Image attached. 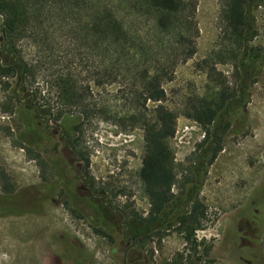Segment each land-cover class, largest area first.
Masks as SVG:
<instances>
[{
    "label": "rangeland",
    "instance_id": "374dc122",
    "mask_svg": "<svg viewBox=\"0 0 264 264\" xmlns=\"http://www.w3.org/2000/svg\"><path fill=\"white\" fill-rule=\"evenodd\" d=\"M225 5L226 0H197L193 18L189 20L193 29L187 34L194 54L185 61L180 56L183 47H175L172 35H158L152 18L131 20L133 31H137L147 45L146 65L153 66L160 60L172 72L170 79L162 81L165 100L161 104L177 115L174 136L170 140L177 180L190 171L195 172L198 154L202 152L198 145L204 139V132L182 115V105L185 98L202 96L213 85L204 62L215 68L229 86L239 89L235 62L226 53L229 42L225 39L223 21ZM252 15L255 34L249 46L264 52V3L254 6ZM53 16L59 23L61 18L54 13ZM74 23L76 21L68 19L69 27L64 23L53 28L41 27L40 31H47L49 41L53 42L52 50L43 51L41 44L31 39L17 43L22 58L38 68L34 81L27 84L22 85L17 75L1 78L0 176L9 175L17 187L26 190L37 183L38 177L53 180L52 176L59 173L54 171V166L58 165L54 162L75 158L74 154L64 151L65 132L53 117L57 111L69 108L57 99L51 76L68 72L87 88L85 103H95L112 115L93 117L83 124L80 148L88 156V163L82 174L92 180L98 190H104L113 208L123 213L134 210L145 217L149 204L138 179L143 157V129L129 119L132 114L148 116L157 104L147 101L137 109L132 100L134 91L141 93L135 84H139L137 77L144 66L139 54L144 52L137 49L132 68L123 67L116 79L110 83L99 82L104 70L103 53L72 33ZM142 100L141 97V103ZM30 105L31 114L24 115V109ZM41 107L50 109V127L42 117L40 122L47 129L43 135L35 136L40 141L35 146L33 137L25 129V121ZM243 109L236 110L234 115L235 118L245 115L244 130L223 139L220 152L206 167L202 179L198 198L206 208V218L199 232L201 241L196 255L171 228L162 231L161 238L152 235L137 247L138 254L147 256L151 264H264V197L260 194L264 187V73L251 81ZM79 113L77 108L67 114L75 117ZM71 130L72 125H69L66 132ZM73 165L83 166L81 162ZM119 191L122 193L113 195ZM173 192H178V183ZM249 202H258L263 214L258 229L252 225L250 230L245 221L241 223V213L243 210L246 213ZM11 205L26 210L41 207L30 199L14 200ZM242 226L240 245L238 236ZM0 237V264H46L50 259V263L55 264L52 259L65 254H70V264H117L110 256L111 241L97 234L81 215L63 206L45 204L38 215L24 216L17 223L13 219L0 221ZM67 244L71 245V250L65 253Z\"/></svg>",
    "mask_w": 264,
    "mask_h": 264
},
{
    "label": "trees",
    "instance_id": "16d2710c",
    "mask_svg": "<svg viewBox=\"0 0 264 264\" xmlns=\"http://www.w3.org/2000/svg\"><path fill=\"white\" fill-rule=\"evenodd\" d=\"M196 3L197 0H0V82L1 78L13 75L18 76L22 85L34 81L38 66L27 63L22 58L17 51V43L31 39L35 40L36 44H41L43 51L52 50L53 42L49 41L47 31H40L41 27L53 28L57 24L59 26L66 24L69 27L68 19L76 21L73 34L79 36L83 42L98 47L103 53L104 70L99 82L110 83L118 77L119 70L123 67L132 68L131 63L136 58L135 51L140 49L144 52L146 49L147 45L140 39V34L132 29L133 18L139 19L144 16L152 18L158 35H172L175 47H183L180 56L185 61L194 54L193 43L187 34L193 29L189 20L193 18ZM262 3L264 0H226L223 9L225 39L229 42L226 53L228 52V56L235 62L239 88L243 87L241 81L245 77L244 74L241 75L242 64L250 67L255 73L252 76L253 80L262 68L264 73V52L256 51L249 46L255 34L252 8ZM53 13L61 18L59 23L55 21ZM139 55L144 66L137 77L139 84L135 85L140 87L141 93L134 91L131 94L132 100L135 101L137 109L140 105L144 106L147 101L157 103L148 116L132 114L129 118L143 129V157L138 179L149 209L145 217L138 215L134 210L124 213L125 225L129 226L130 230L131 226L138 230L139 235L136 237L138 248L144 239L151 238L152 235L161 238L162 231L173 228L196 255L201 241L196 238V232L203 229L206 218V208L198 196L206 167L212 163L217 151L212 148L210 140L212 125L215 122L219 125L222 119H226L231 111L230 107L234 105L233 100L238 97V89L237 86H229L215 68H210V65L204 62L208 67L209 81L213 85L202 96L193 95L185 98L182 105V115L198 124L204 132V139L198 145L202 152L198 154L195 172L190 171L188 175H182L177 180L174 156L170 147L177 115L161 104L165 100L162 81L170 79L172 72L160 60L153 66H147L145 52ZM51 77L52 85L57 91V99L65 108H69L68 111H57L53 114L54 120L61 123L65 136H68L67 142L72 146V154L80 155L79 157L88 163V156L80 148L83 124L93 117L112 115L109 110L95 103H85L87 88L84 89L77 83L70 73L61 71ZM246 81L247 79L244 83ZM141 97L143 103L140 102ZM245 105L246 100L239 107ZM77 108L80 109V113L72 117V112ZM40 109L34 110L33 117L30 116L25 121V129L33 137L35 146L40 143L35 136L43 135L47 129L43 127L40 119L43 117L48 121L51 117L49 108ZM30 110L31 105L24 109V115H30ZM69 112L71 114L68 115ZM34 118L39 121H35ZM69 125H72V130L67 133ZM223 133L222 130L220 136ZM204 161L206 165L202 167ZM198 167L203 168L201 174L196 172ZM177 183L178 192L174 193L173 187ZM121 193L122 191H119L113 195ZM95 231L103 237L109 235L103 227Z\"/></svg>",
    "mask_w": 264,
    "mask_h": 264
},
{
    "label": "flooded vegetation",
    "instance_id": "af4514ba",
    "mask_svg": "<svg viewBox=\"0 0 264 264\" xmlns=\"http://www.w3.org/2000/svg\"><path fill=\"white\" fill-rule=\"evenodd\" d=\"M242 68L241 75H245L241 84L245 88L238 89V97L235 98L234 105L231 106V111L226 117L222 119L221 124L217 125L218 122H215L212 125L211 133V143L212 148L217 149L215 151V156L221 150V142L224 138L230 135H238L244 130L246 123L245 115H242L239 118H235L234 112L236 110H244V107H239L242 105L244 100H246L249 93V85L251 83L252 76L255 74L250 67L245 66ZM263 71H259L256 77H258ZM254 77V78H256ZM244 83V80H246ZM241 104V105H240ZM233 109V110H232ZM229 123V125H226ZM50 122L48 121L46 126L50 127ZM224 131L223 135L220 136V133ZM68 136H64L62 143L64 151H69L72 153V146L68 140ZM80 155L75 156L72 160L65 161L64 159L54 162L58 165L55 167V173H59L52 176L54 179L48 180L46 176L37 178V183L29 186L26 190H21L17 187L14 180L9 175L0 176V221L15 220L19 222L23 219L24 216H34L38 215L40 209L43 208L45 204H51L53 206H63L67 208L70 212L81 215L86 219L90 226L95 229L104 228L109 232L108 240L111 241L110 247V256L115 260L117 264H151L147 256L138 254L136 247V237L139 235L137 229L131 226L126 227V217L119 208H113L111 204V199L107 196L103 189L98 190L95 187V184L92 180H87V177L82 173L84 167H86V161L79 157ZM74 162H81L82 167H76L73 165ZM206 162L204 161L201 166L204 167ZM202 167L196 169L197 174L202 173ZM202 168V169H201ZM196 174V175H197ZM260 194L264 197V187ZM260 195V196H261ZM30 199L35 204H41V207L33 210L18 209L14 205H11V201ZM257 203L249 202L246 213H241V223L245 221L249 225L250 230H252V225L258 229V226L262 224L261 218L263 214L259 210ZM264 211V210H263ZM101 215V216H100ZM100 216L101 220L99 221L98 217ZM103 219V220H102ZM255 219V222L253 221ZM13 225V224H12ZM240 234L238 236L239 243L241 245V240L243 237V226L239 229ZM119 234V235H118ZM241 235V236H240ZM120 238V240H119ZM1 239V237H0ZM65 253L70 252L71 245L67 244L64 248ZM55 264H70V254H65L64 257H54ZM245 262H248L246 258L242 259ZM51 259L46 264L50 263ZM80 264H85L80 262Z\"/></svg>",
    "mask_w": 264,
    "mask_h": 264
},
{
    "label": "built area",
    "instance_id": "2783aa9c",
    "mask_svg": "<svg viewBox=\"0 0 264 264\" xmlns=\"http://www.w3.org/2000/svg\"><path fill=\"white\" fill-rule=\"evenodd\" d=\"M200 231H202V230H200ZM200 231H197V232H196V238H197L198 240H200V238H199V232H200Z\"/></svg>",
    "mask_w": 264,
    "mask_h": 264
}]
</instances>
